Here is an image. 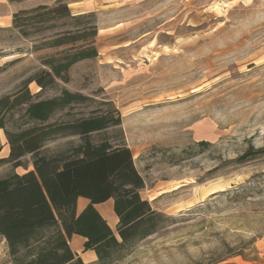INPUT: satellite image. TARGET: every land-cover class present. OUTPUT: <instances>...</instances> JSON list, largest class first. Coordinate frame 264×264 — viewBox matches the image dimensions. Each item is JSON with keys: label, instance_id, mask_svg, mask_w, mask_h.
Listing matches in <instances>:
<instances>
[{"label": "rangeland", "instance_id": "1", "mask_svg": "<svg viewBox=\"0 0 264 264\" xmlns=\"http://www.w3.org/2000/svg\"><path fill=\"white\" fill-rule=\"evenodd\" d=\"M56 1L0 0V158L10 151L4 130L34 124L15 96L80 93L87 106L50 121L114 108L119 130L97 138L122 136L144 181L141 196L171 217L108 264H264V0H63L72 14L95 13L97 55L41 90L30 79L69 45L51 46L53 29L22 36L13 14ZM77 139L50 137L39 153ZM32 158L2 162L0 178L33 169ZM85 203L79 198L78 209ZM104 205L97 209L115 232ZM7 258L0 239V263Z\"/></svg>", "mask_w": 264, "mask_h": 264}, {"label": "trees", "instance_id": "2", "mask_svg": "<svg viewBox=\"0 0 264 264\" xmlns=\"http://www.w3.org/2000/svg\"><path fill=\"white\" fill-rule=\"evenodd\" d=\"M13 15V26L22 36L53 29L49 44L69 45L47 59V69L30 79L41 90L54 86L58 78L67 81L66 72L73 63L97 55L93 12L72 14L63 0H57L54 5L42 4ZM62 24L69 28L59 30ZM29 96L28 92L17 95L13 103L28 104L25 116L34 124L4 130L10 151L0 164L11 162L17 167L21 157L33 153V169L0 178V239L8 255L0 264H86L70 247L73 235L83 237V252H95L96 264H108L170 220L141 196L144 181L122 136L97 138L107 129L119 130L121 115L114 108L95 107L73 120L50 121L62 110L87 106L89 97L67 89L41 100H29ZM60 135L78 139L55 154L39 153L46 139ZM262 152L250 151L239 161ZM80 197L87 203L77 211ZM108 199L117 218L115 232L96 207Z\"/></svg>", "mask_w": 264, "mask_h": 264}, {"label": "crops", "instance_id": "3", "mask_svg": "<svg viewBox=\"0 0 264 264\" xmlns=\"http://www.w3.org/2000/svg\"><path fill=\"white\" fill-rule=\"evenodd\" d=\"M80 198H81V197H80ZM78 199H79V198H78ZM83 199H84V198H83ZM77 201H78V200H77ZM107 202H108V203H107ZM104 203H105L106 205L101 206V208H104V214H107V215L109 216V218H111V219L113 220V218H116V217H115V215L112 216V215L110 214V212H109L110 205L112 206L111 200L108 199V200H106ZM104 203H102V204H97L96 207L99 206V205H103ZM85 205H86V203H85L81 208L78 209V204H77V211L82 210V208H84ZM102 217H103V216H102ZM103 218H105V217H103ZM105 219H107V218H105ZM114 220H115V219H114ZM108 223H109V222H108ZM116 223H117V218H116L114 224H116ZM83 240H84L83 237H81L80 235H73V236L71 237V244H72V247H71V248H72L75 252H78V254L86 256V257L90 260V262H92V261H94V260L96 259V255H95V252H94L93 250H92V251H85V252L81 253V250H83V248H82Z\"/></svg>", "mask_w": 264, "mask_h": 264}]
</instances>
